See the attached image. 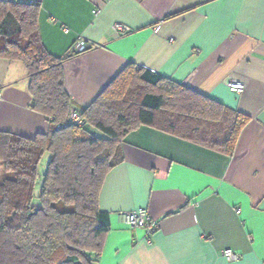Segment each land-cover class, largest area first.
Here are the masks:
<instances>
[{"label": "crops", "instance_id": "crops-1", "mask_svg": "<svg viewBox=\"0 0 264 264\" xmlns=\"http://www.w3.org/2000/svg\"><path fill=\"white\" fill-rule=\"evenodd\" d=\"M35 1L40 40L64 57L74 107L89 104L130 64L214 99L223 115L247 116L229 153L146 124L128 131L122 160L98 193L109 225L93 264H264V0ZM114 22L130 30L114 34ZM78 36L95 46L72 52ZM227 79L242 82L241 91ZM28 82L20 61L0 56V130L46 131L45 115L30 107ZM139 207L156 221L153 230L117 215ZM225 247L240 258L225 259Z\"/></svg>", "mask_w": 264, "mask_h": 264}, {"label": "trees", "instance_id": "trees-1", "mask_svg": "<svg viewBox=\"0 0 264 264\" xmlns=\"http://www.w3.org/2000/svg\"><path fill=\"white\" fill-rule=\"evenodd\" d=\"M38 5L0 0V56L22 63L30 107L48 123L33 136L0 130V264H93L109 225L98 193L108 170L122 160L128 131L146 124L229 153L247 116L229 109L223 115L214 99L127 64L77 108L83 124L71 122L64 57L42 44Z\"/></svg>", "mask_w": 264, "mask_h": 264}, {"label": "built area", "instance_id": "built-area-1", "mask_svg": "<svg viewBox=\"0 0 264 264\" xmlns=\"http://www.w3.org/2000/svg\"><path fill=\"white\" fill-rule=\"evenodd\" d=\"M106 1V0H103ZM96 9H94L95 11ZM111 29L114 34L118 33H124L128 30H130V27L126 25L125 23L121 22H114L111 25ZM95 46V43L91 41H87L85 38L78 36L73 43L71 44V51L74 53L83 52L91 47ZM226 85L231 89L235 91H241L243 84L242 82L234 79H227ZM68 118L71 122L76 123L78 125L83 124V118L80 115V112L75 107H70L68 112ZM118 217L120 220L125 222L127 225L131 227H142L147 232L153 230L156 227V221L152 219V217L148 214L145 208L139 207L132 210H126V211H119L117 212ZM220 254L227 259L228 261H234L240 258V253L237 251L225 247L220 251Z\"/></svg>", "mask_w": 264, "mask_h": 264}, {"label": "rangeland", "instance_id": "rangeland-1", "mask_svg": "<svg viewBox=\"0 0 264 264\" xmlns=\"http://www.w3.org/2000/svg\"><path fill=\"white\" fill-rule=\"evenodd\" d=\"M48 159V154L47 153H44L42 155V157L40 158L39 162H38V165H37V168H38V171L40 173H42L44 171V168H45V164H46V161ZM38 186L36 185V190H37Z\"/></svg>", "mask_w": 264, "mask_h": 264}]
</instances>
